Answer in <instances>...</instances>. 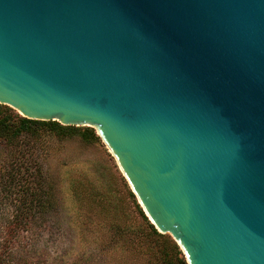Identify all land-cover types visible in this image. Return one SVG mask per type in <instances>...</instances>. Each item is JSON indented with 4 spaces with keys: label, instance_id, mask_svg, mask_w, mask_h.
I'll return each instance as SVG.
<instances>
[{
    "label": "water",
    "instance_id": "water-1",
    "mask_svg": "<svg viewBox=\"0 0 264 264\" xmlns=\"http://www.w3.org/2000/svg\"><path fill=\"white\" fill-rule=\"evenodd\" d=\"M0 104L95 127L188 264H264V0H0Z\"/></svg>",
    "mask_w": 264,
    "mask_h": 264
},
{
    "label": "trees",
    "instance_id": "trees-1",
    "mask_svg": "<svg viewBox=\"0 0 264 264\" xmlns=\"http://www.w3.org/2000/svg\"><path fill=\"white\" fill-rule=\"evenodd\" d=\"M43 132L61 139L80 134L85 140L99 141L93 129L81 130L57 121L30 120L0 104V146L4 147V156L0 157V264H62L58 256L41 247L46 233L53 234L57 229L52 213L58 206L56 184L44 167L40 151L33 149L41 141ZM30 140H34L31 145ZM123 181L126 194L121 196L119 205L114 204L108 186L75 182L70 190L74 199L80 205L85 203L87 209L98 208L105 218L124 217L131 223L118 227L129 252L149 255L150 264H188L177 242L156 229L136 195ZM129 203L138 216L135 229ZM134 242L140 247L134 248Z\"/></svg>",
    "mask_w": 264,
    "mask_h": 264
},
{
    "label": "rangeland",
    "instance_id": "rangeland-1",
    "mask_svg": "<svg viewBox=\"0 0 264 264\" xmlns=\"http://www.w3.org/2000/svg\"><path fill=\"white\" fill-rule=\"evenodd\" d=\"M75 127L81 130L93 129L99 141L85 140L80 134L61 139L43 132L41 141L33 148L42 155L44 167L56 184L58 199L57 209L52 213L57 229L53 234L46 233L41 247L47 249L54 257L58 256L62 264H150L149 255L143 256L142 252H129L125 249L126 244L118 233V227L122 228L125 223L131 225L130 222L124 217L105 218L98 208L89 210L85 203L80 205L74 199L70 187L75 182H90L110 187L114 204L118 205L121 196L126 194L123 180L130 187L97 129L83 125ZM30 141L31 145L34 140ZM3 149L1 145V159L4 156ZM128 210L131 211L129 214L135 229L138 216L134 213L131 203ZM164 235L172 238L169 234ZM134 243V248L140 247L137 242ZM157 254L160 255L158 252ZM61 256H64L63 259Z\"/></svg>",
    "mask_w": 264,
    "mask_h": 264
}]
</instances>
